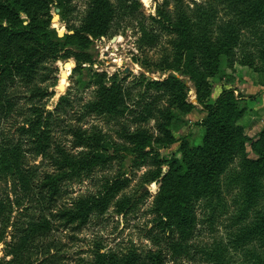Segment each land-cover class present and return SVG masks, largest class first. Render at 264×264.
Listing matches in <instances>:
<instances>
[{
	"label": "trees",
	"instance_id": "trees-1",
	"mask_svg": "<svg viewBox=\"0 0 264 264\" xmlns=\"http://www.w3.org/2000/svg\"><path fill=\"white\" fill-rule=\"evenodd\" d=\"M56 1L65 12L67 0ZM225 2H230L236 10L238 28H226L224 39L212 41L207 26H202L195 34L192 29L196 24L191 25L189 17L182 12L179 13L182 23L176 21L173 25L170 22L171 29H176L181 36L180 41L178 38L175 41H178L177 54L183 52L186 61L182 73L196 81L200 104L203 103L206 79L202 74L213 76L217 72L219 56L232 53V43L236 41L238 51L247 55L246 64H253L257 56L264 60V28L261 25L257 26L262 32L257 37V55L249 48V43L239 42L238 35L239 32L250 31L252 36V22L264 23V0ZM53 3L54 0H0V40L7 44L0 46V248L3 250L0 264H57L61 254L54 252L57 244L51 239L53 231L59 227L82 229L94 218L103 217L111 207L118 215L128 216L138 204L136 197L126 192L133 173L123 170L125 162L139 166L147 159L153 144L148 128H133L126 121L119 122L116 139L95 125L90 130L79 126L88 117L110 122L124 116L126 110L118 104L122 86L118 84L117 74L107 86V74L93 70V83L99 86L98 98L81 104L79 109L75 108L76 104L67 92L60 95L58 104L52 108L49 104H42V99L57 93L41 85L45 80L44 71L52 69L48 64L58 71L56 64L63 57L62 51L90 62L92 58L86 53L91 42L89 37L99 38L109 29L113 17L109 0H90L84 26L74 34L59 37L51 28L50 20L44 19L41 12L50 10ZM197 6L194 12H203V7ZM169 15L164 9H159L157 22H165ZM22 16L31 20L27 22ZM204 17L207 20L205 14ZM259 32L254 33L257 35ZM28 42L31 46L26 45ZM15 44L19 46L14 48ZM197 54L201 58L194 60ZM176 68L180 69V66ZM170 80L181 84L182 95L178 97L185 99L188 87L177 76L148 81L146 87L162 88ZM238 105L237 97L230 91L224 92L213 104H203L208 114L203 145L190 152L184 140L180 146L182 160L171 158L164 161L165 166L148 174V181L153 186L171 181L165 195L169 202L154 223L156 228L166 233V238L172 236L169 227L172 220H176L182 230L190 225V184L193 181L199 184V188L193 190L199 197H216L224 203L226 191L232 195L233 202L240 204L237 212L244 219L240 222V232L232 235L229 244L244 252L246 257L251 256V264H264V207L260 206L264 196V130L260 135L261 148L257 158L244 160L242 171L234 176L226 175L229 169L225 172L229 165L226 155L233 139L232 119ZM72 113L77 124L71 122L67 126L68 133L73 135L70 148L59 139L58 132L68 121L67 117L73 116ZM164 114L168 119L175 117L170 111ZM155 120L169 142L175 143L167 124L161 123L157 117ZM114 163L120 164V171L112 177H105L97 191L72 195L68 190V184L93 180L97 172L110 169ZM176 166L180 171L174 180H170ZM70 194L69 204L59 207L61 199ZM24 217L38 222L28 224ZM38 232L41 235L44 232L43 236L36 237ZM27 243L31 247H24ZM89 249L92 252L89 264H168L166 254L161 250L142 252L135 244L125 250H114L106 249L104 243L96 241ZM224 251L225 248L218 245L213 251H206L205 255L211 264H227Z\"/></svg>",
	"mask_w": 264,
	"mask_h": 264
},
{
	"label": "rangeland",
	"instance_id": "rangeland-1",
	"mask_svg": "<svg viewBox=\"0 0 264 264\" xmlns=\"http://www.w3.org/2000/svg\"><path fill=\"white\" fill-rule=\"evenodd\" d=\"M109 1L113 10L109 29L99 38L89 37L91 42L86 53L91 56V61L76 59L72 53L62 51L63 57L56 64L58 71L55 70L56 67L48 64L52 69L44 71L45 80L41 84L47 90L54 89L57 93L42 99V104H49L52 108L58 104L60 95L67 92L73 104H76L75 108L79 109L81 104L94 102L98 98L99 86L93 83V70L107 74L105 80L107 86L111 85L110 79L117 74L118 84L122 86L118 104L125 108L124 116L110 122L102 118L88 117L80 122L79 126L90 130L95 125L116 139L119 122L126 121L131 123L133 128H148L152 134L153 144L147 159L139 166L131 165L130 161H126L124 165L125 172L133 173L131 174L133 180L126 192L136 197L138 204L136 209L128 216H123L115 213L114 207H111L103 217L94 218L82 229L59 227L58 230L53 231L51 239L57 244V250L54 252L61 254V260L57 264H89L92 259L89 248L93 247L96 241L104 243L106 249L125 250L131 244H135L142 252L151 249L161 250L166 254L168 264H211L205 252L213 251L220 245L225 248L227 264H243L245 261L251 264V256L246 257L244 252L229 244L232 235L240 232V222L244 220L237 212L240 204L233 202L231 194L225 191L224 203L216 197L213 199L199 197L193 191L199 188V184L193 181L190 184L191 223L182 230L176 220H172L169 226L172 236L166 238V233L161 228H156L154 222L160 218L161 212L169 202L165 195L171 181L153 186L152 182L148 181V174L156 171L166 163L164 161L171 158L182 160L180 146L184 140L190 152L203 145L207 135L205 120L208 116L203 104L215 103L226 91L233 92L239 104L232 119L233 139L226 155V162L229 164L225 170L226 172L229 169L226 175L234 176L236 172H241V163L244 160L256 159L261 148L260 135L264 130V60L257 56L253 64H246L247 55L238 51V47H235L236 41L232 43L234 44L232 53L230 51L219 56V67L213 76L201 73L206 79L203 84V103L200 104L195 87L196 81L191 80L188 74L182 73L186 61L182 56L183 52L177 54L176 50V42L181 40V36H178L176 29H171L173 27L171 23L174 25L176 21L178 22L179 13L182 12L189 17L188 21L191 25L196 24L192 29L195 34L202 26H207L212 41L224 39L226 28H238L236 10L231 7L230 2L225 0ZM197 4L203 7V12L199 14L194 12L198 7ZM90 5V0H67V8L63 12L54 0L50 10L45 9L41 12L44 19L50 20L51 28L56 30L58 36L64 37L67 34H74L84 26ZM177 7H180V10ZM159 9H164L170 14L169 19L163 23L157 22ZM56 15L59 18H55ZM62 15H64L63 19ZM22 18L27 22L31 20L28 16ZM261 23V21L252 22V36L250 31L238 33L239 42L249 43V48H252V52L256 55L259 41L257 37L262 33L261 28L257 26L261 25L264 28V23ZM257 30L260 32L256 35L254 32ZM177 38L178 41H175ZM26 45L31 46V43L28 42ZM0 46L7 44L0 40ZM18 46L19 44H15L13 47ZM197 58L201 56L197 54L194 60ZM67 66L69 69H66ZM177 66H180V69L176 68ZM170 76H177L187 85L185 99L178 97L182 95V87L174 80H170L162 88L147 89L148 81L167 80ZM191 104L194 107H191ZM168 111L173 112L175 117L166 118L164 113ZM72 115L67 117L68 121L64 122L63 128L58 132L59 139L70 148L73 135L68 133L67 126L71 125V122L77 124L76 116L74 113ZM156 117L161 123L167 124L176 140L175 143H170L168 137L158 129ZM120 168V164L114 163L110 169L97 172L93 180L68 184V190L73 193L72 195L95 192L100 188L105 177L114 176ZM179 171L176 166L170 180H174ZM72 195L64 196L59 202V207L64 203L69 204ZM260 206L264 207V196ZM24 219L28 224L31 221L38 222L36 219L30 221L25 217ZM43 234L38 232L36 237H42ZM21 242L23 243L22 240ZM24 247L31 246L27 243ZM2 255L3 250L0 248V256Z\"/></svg>",
	"mask_w": 264,
	"mask_h": 264
},
{
	"label": "water",
	"instance_id": "water-1",
	"mask_svg": "<svg viewBox=\"0 0 264 264\" xmlns=\"http://www.w3.org/2000/svg\"><path fill=\"white\" fill-rule=\"evenodd\" d=\"M55 18H59V16L58 15H56V17ZM55 20V19H54ZM62 35V34H61Z\"/></svg>",
	"mask_w": 264,
	"mask_h": 264
},
{
	"label": "bare ground",
	"instance_id": "bare-ground-1",
	"mask_svg": "<svg viewBox=\"0 0 264 264\" xmlns=\"http://www.w3.org/2000/svg\"><path fill=\"white\" fill-rule=\"evenodd\" d=\"M66 69H69V66H67Z\"/></svg>",
	"mask_w": 264,
	"mask_h": 264
}]
</instances>
